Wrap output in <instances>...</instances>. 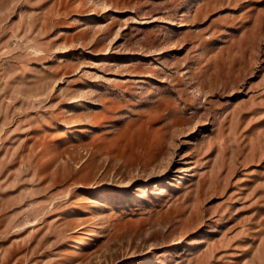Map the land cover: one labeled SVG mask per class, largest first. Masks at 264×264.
Segmentation results:
<instances>
[{"label": "rangeland", "instance_id": "rangeland-1", "mask_svg": "<svg viewBox=\"0 0 264 264\" xmlns=\"http://www.w3.org/2000/svg\"><path fill=\"white\" fill-rule=\"evenodd\" d=\"M0 264H264V0H0Z\"/></svg>", "mask_w": 264, "mask_h": 264}]
</instances>
